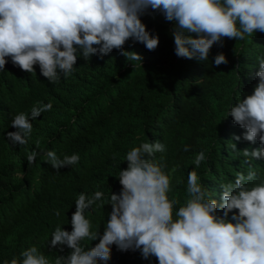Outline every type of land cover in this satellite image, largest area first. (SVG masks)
Segmentation results:
<instances>
[{
  "label": "clouds",
  "instance_id": "obj_1",
  "mask_svg": "<svg viewBox=\"0 0 264 264\" xmlns=\"http://www.w3.org/2000/svg\"><path fill=\"white\" fill-rule=\"evenodd\" d=\"M149 10L172 22L178 58L208 61L224 38L252 43L264 33V0H0V72L10 60L21 69L27 98L35 99L12 117L0 153V264H264V172L257 176L253 167L264 159V55L256 57L251 94L238 85L222 119L244 129L227 148L243 156L245 169L233 165L224 143L210 160L217 162L203 148L185 168L187 159L164 156L174 137L163 142L146 128L145 140L135 133L129 141L108 190L82 186L71 219L59 224L36 207L62 197L47 188L54 170L90 176L100 169V159L79 146L87 122L101 114L113 132L130 126L114 85L98 90L99 74L106 73L105 56L109 74H135L143 57L130 47H158L140 18ZM213 64L228 60L217 53ZM240 70H232L239 80ZM33 121L48 132L35 139ZM214 131L212 146L223 139ZM241 138L259 147L238 151L232 141ZM19 212L33 219L15 240L11 222Z\"/></svg>",
  "mask_w": 264,
  "mask_h": 264
},
{
  "label": "trees",
  "instance_id": "obj_2",
  "mask_svg": "<svg viewBox=\"0 0 264 264\" xmlns=\"http://www.w3.org/2000/svg\"><path fill=\"white\" fill-rule=\"evenodd\" d=\"M149 12L150 14L140 18L147 30L159 37L158 47L154 51H149L138 42L136 48L128 46L143 57L142 66L138 67L135 74L121 73L117 77L109 74L111 72L109 56L104 57L106 73L99 74L102 85L98 90H107L114 85L117 104L120 108L124 107L121 112L128 111L127 113L132 116L131 127L125 123L120 133L113 132L109 125L111 122H105L101 114L93 122H87L79 132V146L82 148L84 145L93 156L100 159V169L90 176H87L89 173H70L63 170L56 174L54 170L52 172L54 179L47 188L49 192L57 193L62 197L36 203L38 209L46 211L59 224L65 223L67 216L71 219L70 207L75 205V195L83 190L82 186L93 188L99 184L98 189L110 188L111 181L119 175L121 161L126 155L125 149L129 141L134 140L135 133L145 140L143 135L146 128H150L147 135L152 132L151 136H158L163 142L174 137V144L167 148L164 156L173 163H181L187 159L185 168L194 166L192 163L194 156L203 148L208 152V160H212L223 143L225 153L233 165L237 168H246L242 166L243 156L227 148L232 136L241 135L244 129L234 126L230 117L222 119L228 106L232 102L235 103L234 89L239 85L238 92L251 94L257 82L253 67L256 65V57L264 55V33L257 32L252 37V43L224 38L223 47L213 45L208 61L178 58L174 53L175 45L170 33L172 22L166 21L159 13L151 10ZM217 53H223L228 64L215 66L213 59ZM93 59L101 61L100 58L90 60ZM237 64L241 69L238 73L240 80L236 71H232ZM11 67L13 70H9ZM17 70L21 69L14 67L9 60L5 65V72H0V153L6 133L11 127L12 117L25 112L23 109L25 104L28 109L35 101L33 98H27L28 88L24 86L21 73ZM65 84L66 82L62 81L54 88V92H59ZM137 99L142 100L141 104L134 107L136 103L133 101ZM114 112L117 114V111ZM51 114H55V111H49V115ZM110 119L111 117L106 118L107 121ZM32 124V136L35 139L48 132L44 122H39V127L35 121ZM214 130L222 132L224 140L219 139L215 146L214 144L212 146L209 142H212ZM232 142L236 144L238 151L246 147L249 149L259 147L258 142L250 144L242 138ZM185 144L190 146V151L182 150ZM213 162L217 161H210ZM253 163L259 176L264 172V159L254 160ZM221 169L226 176L227 167L221 164ZM57 210L60 216L54 214ZM32 219L33 216L29 212L23 215L19 212L13 217L11 222L14 223L13 239L18 238L16 232L28 230L27 225Z\"/></svg>",
  "mask_w": 264,
  "mask_h": 264
}]
</instances>
